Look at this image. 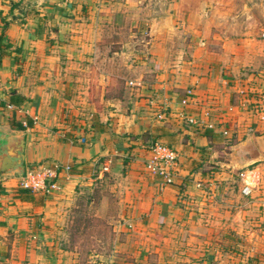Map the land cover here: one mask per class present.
<instances>
[{"label":"crops","instance_id":"obj_1","mask_svg":"<svg viewBox=\"0 0 264 264\" xmlns=\"http://www.w3.org/2000/svg\"><path fill=\"white\" fill-rule=\"evenodd\" d=\"M135 5L155 6L145 19H125L152 26L151 45L142 51L149 56L134 62L155 77L141 71L118 94L107 88L111 81H99L100 93L93 95L76 58L118 35L124 27L118 10L130 12ZM175 5L176 0H0V164L4 147L24 137L26 169L39 163L70 166L60 173L58 191L27 189L22 196L16 169H0V262L51 264L69 204L85 186L105 184L121 197L117 227L127 231L119 250L128 264H264V120L257 119L255 128L236 124L244 116L233 102L235 96L244 99L251 85L264 99V81H242L241 70L216 74L209 63L175 61L177 75L167 73V53L180 48L156 25L162 18L173 22ZM188 89L193 100L184 107ZM187 112L201 122L188 125ZM221 120L232 123L235 142L227 160L218 162L233 173L240 169L237 193L229 183L233 176L202 168ZM155 142L178 151L170 186L145 167ZM247 184L251 192L245 195Z\"/></svg>","mask_w":264,"mask_h":264},{"label":"rangeland","instance_id":"obj_2","mask_svg":"<svg viewBox=\"0 0 264 264\" xmlns=\"http://www.w3.org/2000/svg\"><path fill=\"white\" fill-rule=\"evenodd\" d=\"M176 1L177 5L172 10L173 22L168 23L162 18L156 25L158 31H169L171 35L169 41L173 47L180 48L177 54L167 53L170 63L167 73L177 75V71L172 70L178 66L174 65L175 61L189 65L209 63L216 66V74L226 76L224 73L226 69L241 70L239 77L242 81H251V84L264 81V0ZM154 8L155 6L135 5L130 7V12L118 10L117 17L119 15L120 23L124 26L122 31L118 35L101 40L99 47L87 57L76 58L84 69L80 70L82 72L80 75L90 82L93 95L100 93L102 86L99 85V81H111L107 88L118 94L124 90L126 81L139 78L141 71L147 74V77H155V73L144 71L135 64L145 55L149 56L144 55L142 51L151 45L152 26L148 22L141 25L133 21L128 24L125 20L127 15L145 19ZM156 8L159 10L162 7ZM108 11L112 12L110 8ZM184 48L188 50L183 52ZM130 63H133V66H129ZM178 72L185 73V70L178 69ZM215 72L212 70V75H215ZM261 92H264L263 88ZM233 102L242 112L240 115L244 116L243 119L237 117L236 124L255 128L258 126L257 119L264 120V114H261L264 112V99L260 97L254 85L248 87L244 99L235 96ZM216 124L217 131L210 135L212 148L207 151L208 162L202 168L210 175H215L219 171L233 176L235 180L232 178L229 183L236 186L237 193L240 169L236 168L233 173L231 169L221 164L229 157L231 143L235 142V137L230 135L232 123L221 120ZM205 125L206 123L202 124V128L206 127ZM207 127L213 128L210 124ZM177 167L178 165L174 171ZM199 184L202 185V182ZM236 203L238 199H235ZM120 205V195L105 184L85 186L79 190L67 208L64 228L59 235V244L51 264H128L129 261L120 256L119 250V244L125 240L127 231L119 230L117 227L118 220H123L119 213ZM234 245L237 247V244Z\"/></svg>","mask_w":264,"mask_h":264},{"label":"built area","instance_id":"obj_3","mask_svg":"<svg viewBox=\"0 0 264 264\" xmlns=\"http://www.w3.org/2000/svg\"><path fill=\"white\" fill-rule=\"evenodd\" d=\"M133 84V82H130ZM193 91L188 89L186 96L181 103L184 107L189 106ZM185 119L190 124H197L196 114L187 112ZM226 132V130L224 131ZM179 154L173 147L155 142L151 145L150 156L145 161V167L150 175L158 179L163 186H170L174 183L175 171L178 165ZM110 163L104 165V170H108ZM69 170L70 166H61L58 163H39L27 168L20 177V186L34 192L50 194L60 189L59 178L62 169ZM243 194L248 195L251 192L250 185H245L242 189Z\"/></svg>","mask_w":264,"mask_h":264},{"label":"water","instance_id":"obj_4","mask_svg":"<svg viewBox=\"0 0 264 264\" xmlns=\"http://www.w3.org/2000/svg\"><path fill=\"white\" fill-rule=\"evenodd\" d=\"M24 149L25 138L21 137L17 139L16 144L13 146L7 144L4 147L6 154L1 159L0 169L3 171L9 169H16V171L22 176L26 170L24 166Z\"/></svg>","mask_w":264,"mask_h":264},{"label":"trees","instance_id":"obj_5","mask_svg":"<svg viewBox=\"0 0 264 264\" xmlns=\"http://www.w3.org/2000/svg\"><path fill=\"white\" fill-rule=\"evenodd\" d=\"M2 56H3V53L1 54V56H0V58H2ZM1 60V59H0ZM208 131V129H206V131L205 132H207ZM172 147V146H171ZM27 189H24V188H19V192H20V195L22 196V193L24 192V191H26Z\"/></svg>","mask_w":264,"mask_h":264}]
</instances>
